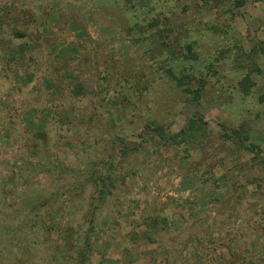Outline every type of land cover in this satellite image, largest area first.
I'll return each instance as SVG.
<instances>
[{"label": "rangeland", "instance_id": "1", "mask_svg": "<svg viewBox=\"0 0 264 264\" xmlns=\"http://www.w3.org/2000/svg\"><path fill=\"white\" fill-rule=\"evenodd\" d=\"M196 115L197 142L139 135ZM109 152L129 171L95 205L106 223L89 264L127 248L144 263L264 264V0H0V211L67 188L72 177L42 172L49 160L83 171ZM23 234L0 264H24Z\"/></svg>", "mask_w": 264, "mask_h": 264}, {"label": "trees", "instance_id": "2", "mask_svg": "<svg viewBox=\"0 0 264 264\" xmlns=\"http://www.w3.org/2000/svg\"><path fill=\"white\" fill-rule=\"evenodd\" d=\"M197 120L202 123L201 116H195L188 119L186 126L180 129L177 133H167L162 125L154 122L144 123L140 137L143 134H147L153 139L157 145H175L191 143V139L195 140L200 137L201 127L196 124ZM198 126V127H197ZM199 133V134H198ZM198 135V136H197ZM119 138L112 142V146L118 144ZM198 139L194 142H197ZM241 144V143H239ZM138 144L135 146H121L119 148L120 157L126 158L131 153H137L140 149ZM242 145V144H241ZM252 150V149H251ZM144 151V150H143ZM257 163L260 165L264 173V159H258ZM122 159L115 157V153L109 152L106 158L102 162L96 164L90 163L83 171H75L73 168H68L58 163L51 162L44 164L42 172L49 175L50 178L57 175H67L74 180L65 182L67 188L60 193L55 190H49L46 198L40 200L25 201L20 195H15L14 204H17V211L14 209L13 214H7L0 211V255L6 251L7 245L12 244L17 238L15 232L22 229L23 236L20 242H15L17 252L21 255L18 260L24 264H89V254L96 244V236L99 233V226L105 225V221L98 220V216L95 215V205L98 203H105L106 195H111V190L115 189L120 179L118 170L123 169ZM36 165V164H35ZM35 165L32 164V169H35ZM43 165V166H44ZM27 170V169H26ZM30 170V169H28ZM124 170V169H123ZM129 171V170H124ZM53 173V174H52ZM135 173V172H131ZM27 176L29 173L26 174ZM26 181L27 187H30L32 183ZM52 187V185H51ZM34 188V187H33ZM23 196H24V192ZM27 198V196L25 195ZM64 197V198H63ZM22 201V202H21ZM50 201L54 203L51 206ZM85 203V204H82ZM86 205L85 208H82ZM43 206H49L42 209ZM99 206V205H98ZM80 207L81 209L77 208ZM94 207V208H93ZM53 208L58 211H66L71 208L77 209L80 212L76 213V217L73 215L69 220H58L52 217ZM12 216L13 225L9 226L10 222L8 218ZM159 222L163 225L164 229H168L169 219L167 217L159 218ZM177 227L180 223H173ZM111 225H108L107 229ZM15 230V232L13 231ZM139 233L135 230L133 235L137 237ZM142 234L143 242L146 244H155V240L152 239L150 234ZM6 236V237H5ZM39 238V241L36 239ZM140 239V238H138ZM137 238L134 240L138 241ZM37 242H40L41 251L44 252L42 262H34L30 260L31 255L37 251ZM15 244V245H16ZM136 254V255H135ZM42 255V252H40ZM123 258L127 260H106V264H160L156 258L149 259L146 263L140 261V257H137V252L132 248H127L123 252ZM30 260V261H29ZM70 261L71 263H69ZM141 262V263H140ZM178 260H172L173 263H177ZM101 262L100 264H104ZM179 264V263H177Z\"/></svg>", "mask_w": 264, "mask_h": 264}]
</instances>
